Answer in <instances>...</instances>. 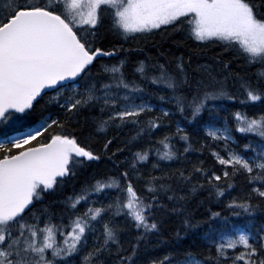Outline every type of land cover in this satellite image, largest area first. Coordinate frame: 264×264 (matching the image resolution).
I'll list each match as a JSON object with an SVG mask.
<instances>
[{
    "label": "snow or ice",
    "instance_id": "snow-or-ice-1",
    "mask_svg": "<svg viewBox=\"0 0 264 264\" xmlns=\"http://www.w3.org/2000/svg\"><path fill=\"white\" fill-rule=\"evenodd\" d=\"M105 20L113 32L125 37L150 34L162 26L186 29L197 41L223 42L249 63L264 66V0H2L0 264H72L73 260L76 264H138L140 238L158 230L157 193L171 191L170 200L182 199L170 185L160 184L152 176L146 178L143 190L137 189L129 179V170L135 178L140 177L135 166L149 158V151L142 150L133 154L118 176L94 175L91 183L65 197L60 211L42 202L47 190L62 186L64 178L74 176L85 160L100 159L88 142L91 134L85 137L73 127L80 126L84 111L98 110L90 117L98 131L118 129L127 123L139 125L142 114L150 130L164 124L169 114L167 107L138 101L144 85L135 79L126 80L125 59L104 63L119 51L116 46L98 44ZM134 71L144 80L167 85L171 95L160 94L159 99L169 100L181 113L189 110L191 120L206 106L214 107L209 100L238 99L226 88V74L220 80L209 74L190 81L183 63H178L173 73L164 64L144 61H138ZM260 76L264 78V69ZM236 87L243 97L241 102L264 103V84L259 80L253 84L238 77ZM40 99L45 103L55 100L58 110L45 112L36 127H28V117ZM154 107L158 108L156 114L147 115L146 110ZM231 115L240 133L256 134L257 139L243 145L253 154L246 157L228 149L227 141L235 138L227 126L209 127L210 137L225 141L224 154L211 150L223 166L221 171L204 168L200 162L188 175L181 171L180 176L190 181L192 173H198L200 187L210 185L217 196H222L232 188V176L246 174L251 189L247 198H230L226 207L239 209L236 215L251 214L256 207L253 195L264 199V111L248 115L235 110ZM144 130L140 127L137 135ZM177 133L182 140L189 139L179 126ZM111 143L112 138L106 137L103 150L107 151ZM160 144L163 150L157 149L158 156L171 160L177 155L169 136ZM111 189L118 190L119 195L111 203L95 206L93 194L106 196ZM82 203L81 209L78 206ZM159 207L165 206L161 203ZM121 215L123 221L114 219ZM211 217H219L224 223L205 234L209 243L206 255L188 250L174 259L170 252L149 259L147 264H264V225L241 228L218 211H212ZM124 223L143 229L135 243L125 239L128 229Z\"/></svg>",
    "mask_w": 264,
    "mask_h": 264
},
{
    "label": "trees",
    "instance_id": "trees-1",
    "mask_svg": "<svg viewBox=\"0 0 264 264\" xmlns=\"http://www.w3.org/2000/svg\"><path fill=\"white\" fill-rule=\"evenodd\" d=\"M98 44L105 48L110 46L119 48L116 55L106 58L104 63H112L121 58L125 59L126 63L123 70L126 80L135 79L136 82L144 85V91L140 93L138 101L139 99H146L154 106L167 107L170 110L169 114L165 117L164 124L150 130L145 126L146 117L142 114L139 125L127 123L118 129L109 127L105 131H98L90 118L96 115L98 110L84 111L80 126L77 127L73 124V127L77 129V132H82L85 137H89L91 134L88 142L93 150L99 153L100 159L85 160L83 164L77 167L74 176L69 175L64 178L62 186L45 192L43 204L60 211L63 208L62 202L65 197L79 191L84 184L91 183L94 175L118 176V173L131 162L135 152L148 150V160L140 161L135 166L140 172V177L135 178L132 171L129 170V179L133 180L138 190H143L146 178L149 176L156 177L158 183L170 185L182 199L179 201L170 200L168 197L172 195L171 191L161 190L157 193L159 200L157 202L158 211L155 215L158 221V230H151L140 238L138 264H147L149 259L161 258L170 252L175 254L172 257L174 259L180 258L188 250L206 255L209 250V243L205 234L209 233L210 229H218L224 223L219 217H211L212 211H218L222 216H227L228 222L235 226L245 227L247 225L251 228L264 225V199L256 195L252 197V203L256 207L251 214L236 215V212H240L239 209L226 207L227 200L230 198H247L251 189L246 174L239 173L232 176L233 186L226 189L222 196H217L215 189L210 185L200 187L198 173L193 172L190 181H185L180 176L181 171L188 175L193 166L200 165V162H203L200 166L204 168L215 170L218 173L221 171L223 166L215 159L211 150L215 149V151L223 154L226 151L223 147L225 141L210 137L205 129L209 125L214 127L227 125L235 138V142L227 141L228 149L234 148L246 157L253 154L251 149H245L243 145L248 143L250 139H257L256 134L240 133L234 127V118L231 113L240 110L248 115H253L264 111V103L261 101L241 102L243 97L236 87L238 77L245 78L253 84H256L258 80L264 84V78L260 76L264 66L259 63H249L244 56L235 49L225 46L223 42L197 41L189 35L186 29H173L165 26L150 34H129L125 37L113 32L108 21L105 20L100 26ZM177 58H180L179 61ZM138 61H144L150 65L164 64L173 73L177 71V64L183 63L190 81L199 77H207L209 74L220 80L221 76L226 74L228 76L226 88L230 93L237 95L238 99L228 100L226 97H222L209 100L208 104L214 105V107L206 106L195 120H191L189 119V110L181 113L175 109V105L169 100L159 99L160 94L171 95L170 90L167 85H156L140 77L134 71ZM225 64H227V69H225ZM93 71L95 72L97 69L94 68ZM80 85L82 86L81 83ZM45 99H40L34 111L29 115L28 127H33L40 122V118L45 112L58 110L55 100L45 103ZM146 111L147 115L151 116L156 114L158 108L154 107ZM177 126L188 134V140L180 138V134L177 133ZM140 127H144L145 130L137 135ZM19 130L24 131L26 129ZM52 130L49 129V131ZM166 135L169 136V144L172 150L177 153L171 160H166L157 155V149L163 150L160 140ZM106 137H111L112 143L108 150L104 151L102 145ZM117 148L122 149V151H115ZM154 165L158 167H154ZM194 186L195 190L193 191ZM221 186L223 185L221 184ZM93 195L97 201L95 206H101V204L111 203L119 195V192L116 189H111L106 196L103 194ZM161 203L165 207H159ZM78 207L82 209L83 203ZM114 219L123 221V216H115ZM185 220H188L187 224L184 223ZM122 226L128 229L124 234L125 239H132L133 243L136 242L134 238L143 232V229H135L132 223H124ZM72 264H76V260H73Z\"/></svg>",
    "mask_w": 264,
    "mask_h": 264
},
{
    "label": "rangeland",
    "instance_id": "rangeland-1",
    "mask_svg": "<svg viewBox=\"0 0 264 264\" xmlns=\"http://www.w3.org/2000/svg\"><path fill=\"white\" fill-rule=\"evenodd\" d=\"M78 86H81L80 84H78ZM145 101H147L148 103H150V104H152L150 101H148V100H146L145 99ZM153 105V104H152ZM39 124V123H38ZM38 124H36L34 127H36ZM225 126H227V125H222V126H217V127H214V126H206L205 127V129H206V131H207V128H209V127H212V128H224ZM228 127V126H227ZM229 128V127H228ZM229 130H230V132H229V134L233 137V135H232V131H231V129L229 128ZM221 140H223V139H221ZM224 141V140H223ZM228 142H235V140L233 141V140H229ZM230 150H235V151H237L236 149H230ZM238 152V151H237ZM222 154V153H221ZM224 154V153H223ZM238 227H241V226H238ZM241 228H244V227H241ZM229 235H231V234H233V233H228Z\"/></svg>",
    "mask_w": 264,
    "mask_h": 264
},
{
    "label": "water",
    "instance_id": "water-1",
    "mask_svg": "<svg viewBox=\"0 0 264 264\" xmlns=\"http://www.w3.org/2000/svg\"><path fill=\"white\" fill-rule=\"evenodd\" d=\"M113 55H115V54H113Z\"/></svg>",
    "mask_w": 264,
    "mask_h": 264
}]
</instances>
